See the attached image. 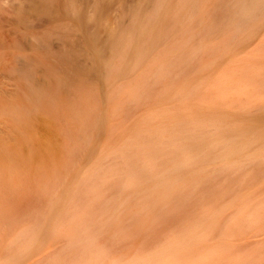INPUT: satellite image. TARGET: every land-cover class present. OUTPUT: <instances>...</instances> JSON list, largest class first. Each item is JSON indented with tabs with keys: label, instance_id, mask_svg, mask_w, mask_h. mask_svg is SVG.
Instances as JSON below:
<instances>
[{
	"label": "rangeland",
	"instance_id": "rangeland-1",
	"mask_svg": "<svg viewBox=\"0 0 264 264\" xmlns=\"http://www.w3.org/2000/svg\"><path fill=\"white\" fill-rule=\"evenodd\" d=\"M36 1L0 0V264H7L12 239L20 232L38 230L50 213L57 194H64L70 187L77 190L73 202L70 201L78 206L74 211L77 216L89 212L96 221L101 214L111 215L108 207L102 211L101 203L108 198L114 199L116 194L123 197L124 193L118 185L112 184V171L104 185L95 178L94 183L90 181V174L94 166L104 164L106 170L114 169L112 165L119 169L123 166V160L118 156L122 143L130 138L132 130L141 125L147 114L160 113L163 107L173 108L171 90L175 85L196 80L205 82L184 108L178 110L175 107L180 115L207 111L232 120L241 115L254 118L264 114V85L258 96H240L239 99L229 92L230 105L219 100L227 90L220 77L231 68L242 73L250 88L264 82L262 74L253 73V70L260 72L264 68L263 26L247 42L229 45V52L219 57L212 69H203L208 59L204 57L203 64L192 65L177 78L172 75L154 84L144 99H140L142 102H124L114 111L111 108L107 124L99 132L88 109L90 103L104 107L105 101L102 96L96 98L88 93L94 84L89 85L90 81H87L79 90L73 87L67 91L58 85L51 68L68 56L75 58L78 67L91 64L89 50L83 45L84 29L75 25L76 11L81 10L85 15L86 30L97 33L101 41H107L112 32L126 30L135 8L144 5L150 9L152 4L145 0H56L46 12L35 7ZM213 1L215 6L220 4L219 0ZM66 4L70 9L65 8ZM173 38L184 36L176 33ZM194 42L191 40L189 45ZM139 75L130 72L122 78L120 82L124 86L120 91L127 92L128 84ZM33 91L40 94L35 96ZM236 98L243 101L246 109H239ZM162 122L168 124V119L164 118ZM149 125L154 123L149 122ZM258 150L259 147L254 145L248 153L255 154ZM234 159L243 167H224V163L211 161V175L205 183L194 190L187 188L180 194L171 195L169 200L176 201L173 202L175 207H181L180 210L173 209L175 214L157 211V220L144 230L133 225L125 227L124 223L119 236L112 238L107 232L99 234L98 243L105 250L101 264H111L122 255L129 258L149 253L168 236L181 234L195 216L227 206L235 196L251 194V207L253 203H263L264 158L247 165L242 155ZM88 190L97 195L93 194V198ZM149 191L146 199L153 202L156 196ZM185 199L191 202H185ZM237 209L229 207L220 212L219 223L211 231L207 245L223 241L227 248L210 264H238L239 261L264 264V219L255 233L243 227L242 230L235 229L239 234H232L229 228L239 216ZM72 240L74 237L64 232L43 238L37 252L19 264H84L86 256L82 245Z\"/></svg>",
	"mask_w": 264,
	"mask_h": 264
},
{
	"label": "bare ground",
	"instance_id": "bare-ground-1",
	"mask_svg": "<svg viewBox=\"0 0 264 264\" xmlns=\"http://www.w3.org/2000/svg\"><path fill=\"white\" fill-rule=\"evenodd\" d=\"M146 1L152 7L149 9L143 5L135 8L126 30L112 32L107 41H101L97 33L86 30L85 15L81 10L76 11L75 25L84 29L83 45L89 50L91 64L78 67L75 58L68 56L51 68L57 76L58 85L67 91L73 87L79 90L80 85L87 81H90L89 85L94 84L88 93L96 98L102 96L105 101L104 107L90 103L88 109L92 112L88 113L89 117L99 132L106 126L111 108L114 111L124 102L137 104L154 84L172 75L177 78L192 65L203 64L204 57L208 59L203 69H212L219 57L229 52V45L247 42L255 31L264 26V0H219L218 6L214 5L213 0ZM35 3L36 8L48 12L56 0H37ZM65 8L70 9V6L66 4ZM176 33L184 38H173ZM191 40L195 42L189 45ZM257 71L253 70V73L264 76V68ZM130 72L139 73V78L128 84L127 92L122 93L120 89L124 85L120 80ZM220 80L227 90L219 96V100L226 105H230L229 92L238 98H249L258 96L264 85L260 81L257 87L250 88L242 73L233 68L227 74H222ZM204 84L196 80L172 88L170 104L173 108L163 107L160 113L147 114L141 125L132 130L130 138L122 143L118 150V156L123 160L120 169L114 165L111 167L115 168L111 170H106L104 164L94 166L90 181L94 183L95 178L104 185L110 177L109 171H112V184L118 185L120 192L124 193L123 197L116 194L114 199H106V205L105 201L101 203L102 211L108 207L111 215L101 214L96 221L89 212L77 216L74 211L78 206L72 203L76 189L70 187L64 194H57L50 213L38 230L20 232L12 239L6 263L19 264L28 260L42 246L43 238L64 232L74 237V243H81L86 256L84 264H101L105 250L98 243L99 234L107 232L112 238L119 236L124 223L125 227L133 225L144 230L157 220V211L175 214V210L181 207H175L173 202L176 201H170L169 197L187 188L194 190L205 183L211 175V161L224 163V167H243L234 158L242 155L246 165L264 158V114L254 118L241 115L228 120L207 111L183 115L175 111V107L178 110L184 108ZM33 93L35 96L40 94L37 91ZM238 98L236 103L239 109H246L243 101L239 100L241 98ZM164 118L168 119V124H163ZM149 122L154 125L150 126ZM254 145L259 150L249 154V149ZM148 191L152 192L153 197L156 196L153 202L146 199ZM88 194L93 198L97 195L90 190ZM139 195L142 196L137 198ZM252 201L251 194L235 196L231 204L195 216L181 234L168 236L149 253L129 258L122 255L111 264H210L219 252L227 248L223 241L207 245L222 210L238 208L239 216L229 228L232 234H239L235 229L242 230L243 227L250 233L257 232L259 222L264 219V201L253 203L251 207ZM127 222L130 223L127 225ZM238 264L243 263L239 261Z\"/></svg>",
	"mask_w": 264,
	"mask_h": 264
}]
</instances>
